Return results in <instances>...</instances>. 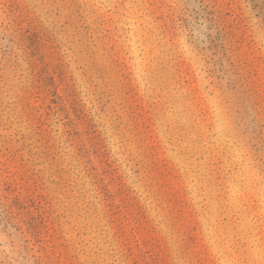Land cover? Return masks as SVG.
Segmentation results:
<instances>
[{
	"label": "rangeland",
	"instance_id": "1",
	"mask_svg": "<svg viewBox=\"0 0 264 264\" xmlns=\"http://www.w3.org/2000/svg\"><path fill=\"white\" fill-rule=\"evenodd\" d=\"M26 28L41 35L34 56ZM254 143L264 0H0V264H264ZM51 178L73 215L32 221L37 238L26 196Z\"/></svg>",
	"mask_w": 264,
	"mask_h": 264
},
{
	"label": "trees",
	"instance_id": "2",
	"mask_svg": "<svg viewBox=\"0 0 264 264\" xmlns=\"http://www.w3.org/2000/svg\"><path fill=\"white\" fill-rule=\"evenodd\" d=\"M77 17H79L77 15ZM83 25H80V23H77L76 26V30L77 32H81ZM26 33H27V38L29 40V49H32V54L33 56L36 55V51H40V47H42L43 42H41V35L40 33H38L36 30H34L33 32H31V28H26L25 29ZM43 59H45L44 56H42ZM58 61L61 62L60 59H57ZM51 61V60H48ZM52 62V61H51ZM62 63H59L58 65H56L57 67H62L61 66ZM47 66L51 65L50 62H47L46 64ZM54 65V64H53ZM46 69H41L39 70L38 74L40 75V77L42 78V80H44L45 82L48 80V85H52L55 82L56 78L54 75H45ZM59 77L62 78H67L66 74H64L63 70H60ZM76 82L75 79H70V81L67 82V85H70L71 83ZM58 87V86H57ZM74 88L76 87V84H74L73 86ZM28 89V88H27ZM19 91V89H18ZM251 92V103L254 106V110L256 111V115H255V119L258 121L260 119V117L262 116L263 110L262 106L259 104L257 98L255 95H253V92ZM59 96L57 94L56 91H53L51 93V97H56ZM14 96V94H13ZM51 98L53 103H57V97L56 98ZM82 99H80V93L78 92H72L71 94L68 95V101L71 104V108L74 110L76 117H77V121L79 119H81L83 116H85V112L84 109L82 107ZM107 102V101H106ZM51 109V108H50ZM80 111V113H79ZM56 113H58V110H56ZM82 115V116H81ZM46 120H48V118L46 117ZM254 132H257V129H254ZM263 129L259 130V133L262 134ZM70 141V140H68ZM54 142H48V144H46V146H42L44 149H46V151L43 152V155L41 156L45 162L47 161H52V163H56V154H54L55 150H57V145L54 144ZM105 143H107L105 141ZM86 145H84L85 147ZM108 145H106L105 147H107ZM253 148L256 151V155H258V159L260 161L264 162V148L261 147L259 144L254 143L253 144ZM49 150V153H48ZM50 151H53V153H51ZM85 155H88L90 157L89 161H92V154L90 153L88 147H85ZM110 152L106 153L105 155V159L107 160V162L110 161ZM69 155L66 154L65 157H62V161L65 162L64 159H67ZM68 165L71 164V161L67 160ZM55 175H60L59 171H55L54 172ZM84 175V174H83ZM78 177L81 179H84L86 183H88V176H82V174L78 173ZM41 181V192H30L28 194V197L26 196V199H29V209H31V207H33L37 213V215H34L31 218V222L29 223L28 228H30L32 230L33 235H36L37 238H40V236L43 234L42 229H38L37 223H33L34 221H39L40 220V224H44V228L48 227L47 223H45V221L47 220L49 222V220H51V215H54L53 217V223L55 224H60V221L62 218H65L67 220H69L71 218V215H73L70 212L66 211V204L69 202V196L66 194V192H64V188H63V184H60L59 181H57L54 178H51L49 180L50 184L46 185L44 184L43 180L40 179ZM38 183V182H36ZM70 187L72 188L73 186L70 184ZM129 193L131 192L130 190L128 191ZM77 193V198L81 199V197H83V194L81 193L80 190H76ZM69 197V198H68ZM73 206H77L78 203L73 202L72 203ZM25 205L24 203L21 202L20 206ZM79 205V204H78ZM86 204H83L82 206H84V209L86 210ZM112 207V206H111ZM25 209V208H24ZM87 212H83L81 214H78L77 217L75 218L76 220L79 219H86V214ZM38 216V217H37ZM10 220H7V223H5V225H8ZM33 221V222H32ZM33 223V224H32ZM66 223H69V221H66ZM85 225V223H84ZM13 228H15V230L17 232L21 231V227L18 226L17 224H12ZM58 248V247H57ZM56 253H61L59 250L55 251ZM31 264H49L48 261H43L41 257H35V259L33 260V262H31Z\"/></svg>",
	"mask_w": 264,
	"mask_h": 264
}]
</instances>
